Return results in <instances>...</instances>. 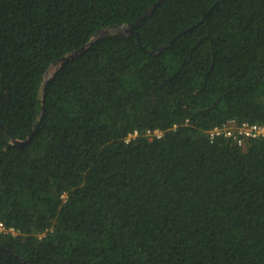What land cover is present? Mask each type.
<instances>
[{"label":"trees","instance_id":"trees-1","mask_svg":"<svg viewBox=\"0 0 264 264\" xmlns=\"http://www.w3.org/2000/svg\"><path fill=\"white\" fill-rule=\"evenodd\" d=\"M157 1L0 0V264H264V137L209 135L264 124V0H162L46 80Z\"/></svg>","mask_w":264,"mask_h":264},{"label":"built area","instance_id":"built-area-1","mask_svg":"<svg viewBox=\"0 0 264 264\" xmlns=\"http://www.w3.org/2000/svg\"><path fill=\"white\" fill-rule=\"evenodd\" d=\"M136 135V131L130 133L125 141H128L130 137ZM211 137L223 135L224 137H231L239 145H244L248 139L262 138L264 137V124L242 121L241 123H236L234 120H228L221 126H215L209 131ZM146 136L148 139L159 138L162 136V131L160 129H148L146 131ZM0 232H9L12 234L16 233L13 227H6L0 221Z\"/></svg>","mask_w":264,"mask_h":264},{"label":"water","instance_id":"water-1","mask_svg":"<svg viewBox=\"0 0 264 264\" xmlns=\"http://www.w3.org/2000/svg\"><path fill=\"white\" fill-rule=\"evenodd\" d=\"M161 1L162 0H158L155 4L151 5L139 17H137L133 22L119 23V24H115L112 27L103 28V29L99 30L95 35H93V37L88 41V43L86 45L59 57L57 60H55L53 63H51V65L47 71L46 80H48V78L55 73L56 69L59 68L60 66H62L66 61H68V60L74 58L75 56L79 55L80 53L84 52L88 46L92 45L98 38H101L102 36H104L106 34H116V35H120V36L134 35L135 37H137V33L135 32V28L140 24L141 20L146 15H149L153 11V9L155 8V5L160 3ZM160 48L162 49L163 46ZM148 52L153 53L154 50H150ZM31 136H32V132L27 136V138L24 141L23 140L22 141L16 140L14 138H12V141L15 144H20L22 142L27 141ZM0 249L11 254V252L8 249L4 248L1 245H0ZM23 261L25 263H27L25 260H23Z\"/></svg>","mask_w":264,"mask_h":264}]
</instances>
